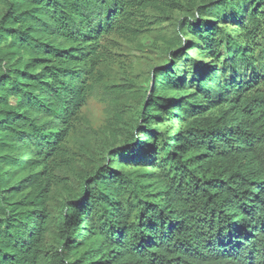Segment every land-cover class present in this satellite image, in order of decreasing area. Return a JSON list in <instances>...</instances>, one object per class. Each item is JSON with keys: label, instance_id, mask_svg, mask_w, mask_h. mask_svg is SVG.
<instances>
[{"label": "trees", "instance_id": "obj_1", "mask_svg": "<svg viewBox=\"0 0 264 264\" xmlns=\"http://www.w3.org/2000/svg\"><path fill=\"white\" fill-rule=\"evenodd\" d=\"M0 264H264V0H0Z\"/></svg>", "mask_w": 264, "mask_h": 264}, {"label": "rangeland", "instance_id": "obj_2", "mask_svg": "<svg viewBox=\"0 0 264 264\" xmlns=\"http://www.w3.org/2000/svg\"><path fill=\"white\" fill-rule=\"evenodd\" d=\"M183 16L184 15H178L177 16V19L178 20H181L182 18H183ZM167 26H169V25H165L164 26V28H166ZM163 27V26H162ZM169 32L171 33V31L169 30ZM188 40H190V37L188 38ZM151 41L153 42V39L151 38V39H146L145 40V45H149L150 43H151ZM160 48V47H159ZM160 51V50H159ZM160 53V52H159ZM134 54L136 55V56H138V57H140V56H143V54L141 53V52H134ZM189 54L190 55H192L193 56V58L195 59V60H200V55L198 54V53H196V52H194V51H191V52H189ZM146 56V57H145ZM155 56H159L158 54L157 55H152V54H149V53H146L143 57H142V59H140L138 62H141V63H143L144 61H145V59L147 58V57H151V58H153V57H155ZM158 58V57H157ZM161 60V59H160ZM159 59L158 60H156V58H155V60H154V62H153V64H152V66H149V68H147V69H149V70H152V72L157 68V67H159V66H162V67H164L163 66V64H162V62L160 61ZM175 63V62H174ZM143 66V65H142ZM177 69V68H176Z\"/></svg>", "mask_w": 264, "mask_h": 264}]
</instances>
